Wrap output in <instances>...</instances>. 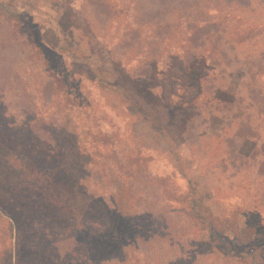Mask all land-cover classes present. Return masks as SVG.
Returning a JSON list of instances; mask_svg holds the SVG:
<instances>
[{
    "label": "rangeland",
    "instance_id": "rangeland-1",
    "mask_svg": "<svg viewBox=\"0 0 264 264\" xmlns=\"http://www.w3.org/2000/svg\"><path fill=\"white\" fill-rule=\"evenodd\" d=\"M0 3V264L264 259V0Z\"/></svg>",
    "mask_w": 264,
    "mask_h": 264
},
{
    "label": "trees",
    "instance_id": "trees-1",
    "mask_svg": "<svg viewBox=\"0 0 264 264\" xmlns=\"http://www.w3.org/2000/svg\"><path fill=\"white\" fill-rule=\"evenodd\" d=\"M0 8L4 9V5L2 3H0ZM13 13H15V11H10V14ZM26 183L27 182H25L24 184ZM208 227L210 229L212 228V226H208ZM220 233L223 234L224 229H222V231L220 230ZM212 237L213 234L210 233L209 235L210 240L207 242L209 244L210 252H212V254L214 255L211 264H218L219 261H221L224 264H230L231 260L234 259V257L240 258L241 260L246 259L247 257L252 258L253 264H255L257 261H259V263L264 262V259H262V253L258 252L256 245L254 243L252 245L251 241H246L245 242L246 244L244 245L233 247L232 245H230L232 241L230 238H228L229 237L228 235L225 236L227 238L225 239V243L227 245L219 244L217 241L211 239Z\"/></svg>",
    "mask_w": 264,
    "mask_h": 264
}]
</instances>
